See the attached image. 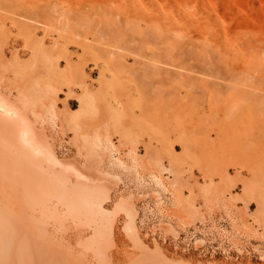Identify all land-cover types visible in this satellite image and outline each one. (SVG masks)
I'll return each mask as SVG.
<instances>
[{
	"label": "bare ground",
	"instance_id": "obj_1",
	"mask_svg": "<svg viewBox=\"0 0 264 264\" xmlns=\"http://www.w3.org/2000/svg\"><path fill=\"white\" fill-rule=\"evenodd\" d=\"M71 46L81 52L72 51ZM86 58L99 69L96 79L101 89L113 82L115 89L130 80L138 83L134 92L123 84L127 94L120 87L115 94L108 88L111 97L107 88L101 91L127 109L108 102L101 110L100 104L93 103L83 67ZM7 84L13 89L8 94L2 90ZM74 86L81 90L74 100L82 110L97 107L81 120L65 116L74 133H95L85 143L91 160L84 167L59 160L45 132L27 116V111L38 110V101L51 108V98L66 89L73 97ZM209 87H215L217 97L207 92ZM181 92L186 101L178 109L173 104L177 110L172 111L207 112L206 117L218 114L226 119L229 160L246 165L250 175L243 190L262 194L264 182L257 181V172L264 164V0H0V160L16 168L15 176L25 183L27 192L38 195L32 197L37 196L45 209L53 208L51 216L62 207L68 216L90 223L92 233L80 241L84 247L95 248L97 255L105 244L114 245L115 221L123 213V230L140 256L152 264H193L166 257L158 243L152 248L142 243L129 198L105 207L110 196L108 180L99 171L94 153V147L109 140L110 133L126 134V123L117 125L94 116L106 114L112 119L120 112L127 121L136 112L128 107L140 106L147 123L134 128L150 141L161 142V133L154 127H164L163 113L170 107L163 112V106ZM66 107L73 111L71 104ZM186 138L180 143L187 145ZM145 165L162 167L155 156L146 158ZM224 170H217L220 180ZM175 183H181L178 174ZM220 189L210 196L218 195ZM252 195L258 212L264 213V198ZM10 248V240L0 236V264L9 259L4 257Z\"/></svg>",
	"mask_w": 264,
	"mask_h": 264
},
{
	"label": "rangeland",
	"instance_id": "obj_2",
	"mask_svg": "<svg viewBox=\"0 0 264 264\" xmlns=\"http://www.w3.org/2000/svg\"><path fill=\"white\" fill-rule=\"evenodd\" d=\"M13 31L15 30L12 29ZM70 49L78 54L81 52L75 46H71ZM86 59H84L85 62L83 61V67L87 75L86 82L91 89L93 103L100 104L101 110L106 108L108 102L113 103V107L116 106L119 110L120 108L127 109L126 105L117 104L119 101H116L117 98L114 95L115 101L106 98L111 97V90H114L111 94H115L119 92L118 88L122 87L119 88L122 92L124 85L128 86L127 84L131 92H134L133 89L139 87L138 83H136L137 86L130 80L127 84H120L115 89L117 85L113 82L112 85L114 84L115 87L112 85H110L112 88L106 87L111 89H108L109 96L107 94L106 96L104 94L106 88L101 89L96 79L99 69L93 68V61ZM7 85H3L2 90L8 94V91L13 89ZM102 90L104 93L101 92ZM126 90L127 94L128 89L124 91ZM73 92V97L68 95L67 89L58 93L57 97H52L51 108H47L38 101V110L35 114L27 111V116L37 129L45 132L59 160L84 167L91 160L88 146L86 147L85 143L93 140L95 133L89 130H85L84 135L74 133L65 122V116L68 115L73 121L81 120L97 107L91 106L89 110H82L79 103L74 100L81 90L74 86ZM207 92H211L215 97L218 96L215 87H209ZM103 95H105L104 98H102ZM207 98L206 100L209 101ZM185 101L183 92L177 99L174 97L166 100L163 112L167 107H170L171 111L169 108L170 113L168 111L167 114L163 113L165 115L164 127H154L156 132L161 133L163 139L161 142L154 139L150 141L149 136L142 130L138 131L134 128L135 125L141 127L147 123L146 117L139 111L140 106L137 101L133 103L137 102L135 104L139 108L133 105L128 107L133 111L136 110L133 119L126 121L122 113L119 114L120 112L113 115L112 119L106 114L102 117L94 116L97 120L105 119L117 125L126 123L122 124L126 129V134L112 132L109 134V140L94 147V153L98 157L99 171L107 176L108 180L110 196L105 207L112 208L118 199L129 198L136 209L135 225L142 243L148 248L158 243L159 249L168 258H180L193 264H264V213L263 211L258 212L259 208L254 201L255 198H252L253 193L255 196L258 194L264 198V192L260 194L254 190L252 194H249L243 190V182L248 180L250 175L246 165L229 160L232 152L226 137L228 121L220 118L218 114L206 117L207 112L204 115L185 112L186 110H183L185 113L182 111L179 114L174 113L175 106L177 105V109L181 108ZM67 104H71L73 111L66 107ZM173 104L175 105L174 112L172 111ZM132 126L134 129H131ZM184 138L188 139L187 145L180 143V140ZM109 147L117 149L124 157L133 159L144 171L154 172L160 177L162 184L164 183L168 189L167 204L174 227L186 229L194 227L196 229L194 238L202 237L205 241L201 250L178 249L172 252L168 244L161 241L156 242L142 234L137 222V205L134 197L114 193L119 182V173L116 168L105 167L106 151ZM154 156L162 165L160 169L149 168L145 165V159ZM219 169L225 171V176L221 180L220 174H217ZM258 169L260 171L257 172V181L263 183L264 164ZM15 172V167L0 160V236L10 240L9 255L4 258L9 257L12 261L4 259L6 261L3 264H17L18 260L23 261L21 264H152L140 256L139 249L125 234L123 226L126 217L123 213H120L115 221L114 245L105 244L101 254L97 255L95 248L84 247L80 241L92 233L91 224L68 216L63 213L65 210H62V207V209L57 208L56 211L59 213L54 210L55 214L51 216L53 208L50 206L51 211L45 209L35 192L32 190L31 193L27 192V186L15 176ZM177 174L181 179L179 185L175 183ZM35 186L34 183L30 184L31 189ZM217 187L221 188L219 194L216 196L212 194L213 197H211L210 193L214 192ZM34 194L37 195L35 198L32 197ZM207 194L209 196H206ZM167 232L174 234L175 230L168 225ZM188 241L189 238H186L184 245Z\"/></svg>",
	"mask_w": 264,
	"mask_h": 264
},
{
	"label": "built area",
	"instance_id": "obj_3",
	"mask_svg": "<svg viewBox=\"0 0 264 264\" xmlns=\"http://www.w3.org/2000/svg\"><path fill=\"white\" fill-rule=\"evenodd\" d=\"M105 167L118 169L119 182L114 193L128 194L136 200L137 222L142 234L156 242L168 244L172 252L178 249L199 251L203 248L205 241L202 237L194 238L196 236L194 227L190 229L174 227L167 204L168 189L156 173L144 171L137 162L127 156L124 157L120 151L112 147L106 151ZM168 225L174 228V234L167 232ZM186 238H189V241L184 245Z\"/></svg>",
	"mask_w": 264,
	"mask_h": 264
}]
</instances>
